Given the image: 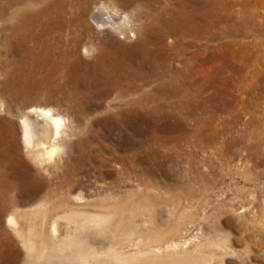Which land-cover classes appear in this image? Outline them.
<instances>
[{
	"label": "rangeland",
	"instance_id": "374dc122",
	"mask_svg": "<svg viewBox=\"0 0 264 264\" xmlns=\"http://www.w3.org/2000/svg\"><path fill=\"white\" fill-rule=\"evenodd\" d=\"M99 5L125 33L89 22ZM50 19L71 64L20 69ZM0 102V264L27 259L12 211H46L48 235L69 208L104 258L146 245L157 260L264 264V0H0ZM32 108L63 119L45 148L24 142ZM62 222L51 239L75 228Z\"/></svg>",
	"mask_w": 264,
	"mask_h": 264
},
{
	"label": "bare ground",
	"instance_id": "6f19581e",
	"mask_svg": "<svg viewBox=\"0 0 264 264\" xmlns=\"http://www.w3.org/2000/svg\"><path fill=\"white\" fill-rule=\"evenodd\" d=\"M49 10L50 5L35 14L33 13V19L36 20L40 19V17L42 16H48V14H50L48 13ZM24 12H22V9L20 8L16 10L14 16L16 18L25 17V24H27L28 19L26 20V18L28 16L26 17ZM14 16L11 17L13 18ZM117 17L118 15L115 12H112L104 5H99L94 7V9L92 10L89 22L91 24L96 25L98 28L104 25L110 28H118L123 34L125 33L124 28L122 29L121 26L118 24ZM22 27L23 26H14L13 33L15 37H19L21 35ZM55 27L56 22L50 19L46 27L42 29V35L45 37V40H41L31 48H25L26 51L17 60V63L20 64V69L24 70L25 66L23 65L29 59L31 60L30 63L32 64V74H35V71L39 68H41L42 71L45 68L47 73L46 76H51L52 74H55L59 71L62 64H71V54L69 51H62L58 53L59 59H57L58 56H53L54 47H52L51 44L53 41H55L52 40L54 39L53 31L54 29H56ZM21 41L25 43L26 40L25 38H23V40L21 39ZM81 46L82 49L80 48V51H82V53H84L85 55H91L94 51V45L91 41L83 45L81 43ZM97 58L99 61H101V54L97 56ZM76 60H79L78 62H82V58L80 57H78ZM48 66H51V68L49 69ZM75 66H70V73L72 74V76H74V78L78 80V76L80 75V73H78L77 68ZM3 107L4 106L0 102V112L3 111ZM17 118H19V121L22 124L24 142L27 147H31L33 142L35 143V140H37L35 139V137L38 135L39 139L36 141L38 142V144L36 143V146H41L42 148H45L46 143H48L49 145V141L51 139L56 140L57 136L61 133L60 128H62L63 126V119L55 115L51 109L47 108H32L26 112L20 113ZM48 148H46L43 152H41V149L37 152V154L35 153L34 160L37 164L43 165L44 163H46V156H52L57 150L55 146L51 147L50 149ZM0 165L3 166H1L2 174L0 177V179H2L4 178V176H6L7 168H5L6 165L3 162H0ZM81 212L82 211H77L69 208L68 210L61 212V214L57 217L53 218L49 223V227L51 228L50 231H52V233H57L58 231H60L59 227L60 222L62 221H64L68 225H73L75 228H72L73 231L71 230L68 235L66 234V238L51 239L49 235L51 236L52 233L48 232L49 234H46V226H48V213L46 211H12V213L7 218V222L10 226L17 230L19 239L21 240V243L26 250L27 259L24 264H191V261L177 259V257H174L175 254L173 256L169 254L171 257L168 260L166 259L164 261L161 258V260H157L155 256L152 257L153 255L151 256L150 253L146 250V248L144 247L146 245H142V247H140L141 249L139 250V252L136 253H128L126 255H123L119 252H109L110 254L108 255V257L104 258V256H100V254L98 253L99 249L93 247L92 243L94 242V240H92L93 242H91V239H89L87 235V230H90L88 229L90 227L89 224H86L85 222L80 224L81 221H79V217L83 215L81 214ZM90 219L94 221V217H91ZM88 234L90 235V233ZM138 243H140V241ZM101 252L103 253V251ZM169 255L167 254L166 257L168 258Z\"/></svg>",
	"mask_w": 264,
	"mask_h": 264
}]
</instances>
